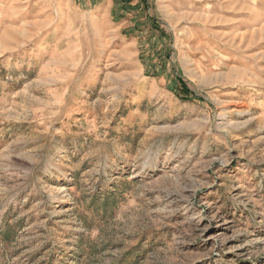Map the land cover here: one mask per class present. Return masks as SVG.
<instances>
[{"label": "rangeland", "instance_id": "374dc122", "mask_svg": "<svg viewBox=\"0 0 264 264\" xmlns=\"http://www.w3.org/2000/svg\"><path fill=\"white\" fill-rule=\"evenodd\" d=\"M0 264H264V0H0Z\"/></svg>", "mask_w": 264, "mask_h": 264}, {"label": "trees", "instance_id": "16d2710c", "mask_svg": "<svg viewBox=\"0 0 264 264\" xmlns=\"http://www.w3.org/2000/svg\"><path fill=\"white\" fill-rule=\"evenodd\" d=\"M181 86H183V85H181ZM183 88H184L185 90H187V91H185V94H186V95H188V94H193L192 92L188 91V88H187L186 86H184Z\"/></svg>", "mask_w": 264, "mask_h": 264}]
</instances>
